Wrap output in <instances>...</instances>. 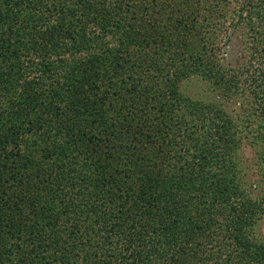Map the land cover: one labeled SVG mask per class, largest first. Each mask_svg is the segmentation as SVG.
<instances>
[{"label":"trees","instance_id":"trees-1","mask_svg":"<svg viewBox=\"0 0 264 264\" xmlns=\"http://www.w3.org/2000/svg\"><path fill=\"white\" fill-rule=\"evenodd\" d=\"M0 2L7 6L12 2L18 4V0H0ZM21 2L20 13L11 24L10 17H2L0 13V64L1 59L5 62V66H0V104L5 99L0 106L6 105L7 89L15 87L21 78L20 71L24 70V65L19 66L20 59L26 58L31 61L25 51L29 49L30 44H25L22 37L17 34L20 31L28 34H46L53 31L54 42L50 45L40 44L39 53L33 59L35 62L38 61L37 71H40L41 75L27 81L29 86L26 84L25 86L31 89L26 88L22 91V96L26 95L32 108L35 109L34 116L27 118L32 119L34 124L27 121L29 124L24 126L27 119H12L5 116L2 121L0 118L1 125H5L6 129L5 133L0 135V264H41L42 260L44 264L49 257L50 261L56 264H177L181 254H188L195 248L189 246L197 243V236H200L201 243L208 239L209 232L206 229L220 216L223 217L224 223L219 229L223 231L226 240L236 241L235 248L238 250V255L233 256L222 251L215 258L205 256L208 263H204L205 260L201 258L202 264H264V243L251 240L249 242L251 245L248 246L239 234L240 220L232 221L230 218L235 216L231 215H227L228 218L224 217L226 212L229 213L224 209L226 198L215 200L216 203L207 199L203 201L204 198L198 200L196 205L202 203L205 206L193 210L196 215L198 214L193 222L189 221L191 215H188L186 220L180 215L170 221L172 213L176 210L168 201L165 202L163 192L153 198L151 185L144 182V179L139 185L134 186L133 182L128 183L127 178L117 176L113 182V176L101 175L94 192L92 190L87 193V190L79 189L76 193L87 196L81 195L77 202L71 204L61 202L62 206L57 211H51V205H45L46 207L43 208L38 202L29 198L26 203L22 201L21 189L25 186L22 177L26 171L33 169L38 174V170L42 168L64 166L68 162H73L74 165H86L90 158L97 160L112 151L110 142L105 145L101 139L102 134L106 133L104 125H107L105 124L107 120L104 119L107 111L103 109L101 112V106L104 104L101 100H107L111 108L112 101L113 105H117L121 98L107 93L105 90L107 87L101 85L100 77L96 75L85 76L81 72L80 74L83 75L79 78L67 79L70 73L74 74L79 68L85 70V61L75 57V54L84 49H91L92 42L86 38L85 32L79 36L77 31L66 32L65 28H61L60 32L54 31L55 28L50 27L48 20H39L41 16L45 17V12H50L47 8L36 5L31 7L32 4H27L23 0ZM161 2L162 0H152L151 5L156 6ZM179 5L176 14L180 15L181 20L178 23L185 21V11L190 8L183 1H180ZM172 6L170 2L171 9ZM15 9L18 12L17 7ZM90 14L98 15L94 12ZM35 15H39L37 24L33 19ZM164 15L169 19L175 17L172 10ZM109 19L111 18H108V21ZM119 20L107 21L108 23L102 21L101 24L98 20L95 25L112 35L119 33L121 37L117 40L120 43L123 41L129 43L132 40L135 46L129 48V53L132 55L130 58L132 61L140 62L139 67L147 70L143 80L146 83L142 84L144 99L138 95L133 98L131 105H128V117L124 115L122 117L128 121L130 129L148 130L151 121L146 115H153L157 123L166 130V134L172 138L166 144L170 145L168 146L173 150V154L165 156V161H169L167 163L172 170L180 173L179 183L186 186L190 193L217 196L221 187L217 181H214V176L209 175L207 160L208 157L214 156L215 142L217 149L220 140L224 138L223 128L228 115L226 116L217 103L216 106L203 104L178 93L177 88L182 78L195 72L198 65L187 66L180 51L170 52L171 46L175 45L177 39L178 41L182 39V44L185 43L186 47L194 46L192 43L194 39L191 40V37L182 33L179 38L166 40L168 37L166 33H161V38L157 41L150 34L152 29L140 31L139 27L133 24L127 31H123L119 27ZM176 24L175 20L174 24L166 26L165 29H172ZM41 27L43 30L38 32ZM5 28L17 35L18 48L16 46L15 49H11V58L9 57V61L15 60L13 65L8 61V57L5 60L9 47ZM100 44L97 49H100ZM64 50L71 53L70 59L64 61L59 56L56 61L51 60L53 56L55 58L56 54L60 55ZM34 60L31 61L33 65ZM70 61L73 62L68 63ZM64 63L66 68H63ZM14 66L19 68L15 70ZM120 73L123 75L118 78L120 86L117 79H111L107 72L103 80L118 85V89L124 88L129 94L133 93L132 84L128 86L130 80L134 79L133 70ZM125 73H128L126 77ZM61 78H63L62 83ZM141 78L139 77L140 80ZM71 84L77 86V89H70ZM237 85V79L232 76L230 81L221 85V94L231 91V87L234 89ZM32 86L37 87L33 89ZM39 92H47L48 95L41 100ZM100 102L103 103L99 104ZM16 103L19 102L9 100L8 108L15 107ZM140 107L145 108L144 116L141 112L139 114L136 112ZM113 110L118 114L123 111L118 107H114ZM138 115L142 117V121L139 120ZM19 121L21 123H18ZM99 121L102 124H99ZM109 125H112V128L120 127L119 123L114 122H110ZM123 127L127 129L125 124ZM146 132L142 133L146 134ZM30 134L35 135L36 138L30 141L27 136ZM78 141L82 143L80 149L75 154H71V144L76 146ZM210 141L214 143L212 145L214 148L209 147ZM229 154L230 150L223 152L222 160L230 159ZM40 172L47 175L45 172ZM9 191L11 192L8 193ZM5 193L8 194L7 197L1 198ZM12 195L14 198L9 201L8 197ZM137 198L143 200V205L132 204L130 208L129 199L132 203H136ZM162 204L165 206L162 207ZM208 204L211 205L207 206ZM216 204L221 209L217 217L216 208L214 214L211 209L216 207ZM159 205L160 212L157 209ZM206 206L207 208H204ZM251 210L247 223L249 226L257 219L259 212L256 206L251 207ZM183 212L187 213L186 209ZM90 213L93 214L92 218ZM113 218L116 220L113 223L109 222V219ZM147 218L151 222H148ZM186 221L191 222L188 230L185 226ZM145 233L151 235L152 241L145 238ZM154 241H157L155 247H153ZM210 241L211 238L208 242ZM120 244L123 246L117 248ZM242 255L248 258L247 261H241Z\"/></svg>","mask_w":264,"mask_h":264},{"label":"rangeland","instance_id":"rangeland-1","mask_svg":"<svg viewBox=\"0 0 264 264\" xmlns=\"http://www.w3.org/2000/svg\"><path fill=\"white\" fill-rule=\"evenodd\" d=\"M23 1L32 4L31 7L36 5L47 8L50 12H45L46 18L41 16L39 20H48L50 27L55 28L54 31L60 32L61 28H65L66 32L77 31L79 36L85 32L86 38H89L92 42L91 49H84L75 54V57L85 61V70L79 68L74 74L70 73L67 79L75 80L83 74L85 76L96 75L98 78L100 77L101 85L107 87L105 89L107 93L121 99L118 100L117 105H113L112 101L111 108H109L107 100H101L104 101V104H102L103 102L99 103L102 104L101 112L103 109L107 111L104 115V119L107 120L105 122L107 125H104L106 133L102 134L101 139L105 145L110 142L112 151L103 158L100 156V159L97 160L90 158L86 165H74L73 162H68L64 166L42 168L38 170V174L33 169L26 171L22 177L25 182V186L21 189L22 201L26 203L28 202L27 198H29L38 202V205L43 208L46 207L45 205H51L50 210L57 211L62 206L61 202L71 204L77 202L81 195L82 197L87 196L86 194L76 193L79 192V189L83 188L88 191L87 193L92 192V190L94 192L100 182L101 175L113 176V182L117 176L127 178L128 183L133 182L134 186L139 185L141 180L144 179V182L151 185L150 190L153 192V198L163 192L165 202L168 201L176 210L172 213L170 221L180 215L186 220V217L191 215L189 221L193 222L198 216L193 210L205 206L202 203L196 205L195 203L198 200L204 198L203 201L207 199V201L212 200L213 203H216L215 200L226 198L224 209L229 213L226 212L224 217L231 215L241 218L233 217L230 219L234 222L240 220L241 223L238 224V228L243 242L248 243V246L251 245L249 243L251 240L264 243V0H201L199 2L188 0V3H186V0H162L156 6L151 5L152 0ZM180 1H183L190 8L185 11V21L178 23L181 19L176 11L180 8ZM170 2L173 4L172 9ZM20 3H22L21 0H18V4L12 2L7 6L0 2L1 16L10 17V24L13 19H17L16 15L20 13ZM15 7H17L18 12L15 11ZM169 8L170 11L174 12V18L169 19L167 15H164V13L170 12L168 11ZM14 12L16 13L13 14ZM91 12L98 15L90 14ZM38 17L39 15H35L33 18L36 24L37 21L39 22ZM108 18H111L109 21L120 19L118 23L123 31H127L133 24L137 25L140 31H150L152 29L150 34L157 41L160 40L161 33H166L168 36L166 40L179 38L182 33L186 34L187 37H191V40L194 39L192 40L194 46L190 47H186L185 43L182 44V39L181 41L177 39L175 45L171 46L170 52L180 51L184 55L183 58L187 66L198 65L195 72L182 78L177 88L178 93L203 104L216 106L217 103L226 113V116L228 115L225 118L226 124L223 128L224 141L220 140V146L217 149L215 142L214 156L208 157L207 160L209 175H213L214 181H217L221 187L217 196L216 194L200 195L190 193L186 186L179 183L180 173L172 170L168 165L169 161H165V156L173 154V150L169 149L170 145L166 144L172 138L166 134V130L157 123V119L153 115H146L151 121L148 130L146 128L132 130L128 125V121L122 117L123 115L126 118L128 117V105H131L133 98L138 95L144 99L142 86L146 83L143 80L147 70L141 66L139 67L140 62L131 60L132 55L129 53V48L135 46L132 40L129 43L127 41L120 43L117 40L118 37H121L119 33L112 35L102 31L100 27L95 25L98 20L100 24L102 21L107 22ZM175 20L177 24L172 29L166 30L165 27L174 24ZM19 24L21 23L19 22ZM114 25L116 24L114 23ZM43 27L39 28L38 32L41 29L43 30ZM187 28L189 31H187ZM5 32L9 46L5 60L8 57V61L11 58V49H15L17 46V35L22 37L25 44H30L29 49L25 51L27 52V58L31 61L39 53L40 44L50 45L54 42L53 31L46 34L34 31L33 33L37 34H28V32L20 31L17 35H14L13 32L5 28ZM98 37H101V39ZM28 40H31V42H28ZM99 43H101V47L97 49ZM56 55L51 60L56 61L61 56L66 61L70 59L69 56H72L69 51L65 50L60 55ZM3 60L1 59L0 66H5ZM14 61L12 59L9 62L13 65ZM31 61L26 60V58L20 59L19 66L24 65V70L20 71L21 78L17 85L9 88L10 90L7 89L6 105L0 106L2 121H4L3 117L5 116L21 120L34 116L35 109L27 100V96H22L23 89H31L25 86V84L29 86L27 81L32 80V78L36 79L37 76L41 75L40 71H37L38 61L35 62L34 60V65ZM13 68L17 70L19 67L14 66ZM63 68H66V63L63 64ZM126 70H133L134 74V79L128 83V86L132 84L131 86L134 89L131 94L126 92L124 88L118 89V78L123 76L120 72ZM106 72L111 79H117V86L112 85L109 80H103ZM127 75L128 73L124 74L125 77ZM232 76L238 81L237 87L234 89L231 87V91L222 95L221 85H225L230 81ZM36 87L32 86L33 89ZM73 88L77 89V86L71 84L70 89ZM46 95H48L47 92H39L41 100ZM12 99L14 102L19 103H16L13 108H8V102ZM114 107L122 109L121 114L115 113ZM144 109V107L142 109L140 107L136 112L138 114L141 112L144 116ZM139 120H143L141 116H139ZM27 121L32 122V125L34 124L32 119H27L24 126L29 124ZM110 122L119 123L120 127L112 128V125H109ZM18 123H21V121ZM99 124H102V122ZM123 124L127 126V129L123 127ZM4 127L5 125L2 126L0 123V135L5 133L6 129ZM144 131H147L146 134L142 133ZM27 136L30 141L36 138L35 135L31 134ZM77 143L76 146L71 144V154H75L80 149L82 143L79 141ZM213 144L211 141L208 142L210 148H214ZM228 150H230V159L222 160V153ZM228 167L229 169H227ZM40 171L45 172L49 177ZM6 195L8 194L5 193V196L2 195L1 198L7 197ZM13 198L12 195L8 197V200L12 201ZM129 202L131 203L130 208L132 204L134 206L143 205L141 199L136 200V203H132V200L129 199ZM216 205L218 206V204ZM252 205L256 206L259 212H257V219L254 222L252 221V225L249 226L247 223L248 216L251 215ZM164 206L162 204V207ZM207 206L204 208H207ZM217 206L211 208L213 214L216 208V217L219 216L218 212L221 210L220 206ZM160 207L159 205L157 208L159 212ZM184 209L187 213L183 212ZM92 216L93 214L90 213L91 218ZM115 220L114 218L109 219V222L113 223ZM147 220L151 222L149 218ZM191 222H185L187 230ZM223 223V217H217L206 229L209 232L208 239L201 243L200 236H197V243L189 246L195 248L189 251L188 254H181L177 264H202L201 258L205 260L204 263H208L205 256L215 258L222 251L237 256L236 241L226 240L223 231L219 229ZM144 236L152 241L150 234L145 233ZM210 238L211 241L208 242ZM156 242H153V247L157 244ZM122 246L120 244L117 248ZM118 251L120 252V250ZM247 259L245 255H242L241 261H247ZM46 260L47 262L44 264H56L50 261V257ZM43 262L42 260L40 263L43 264Z\"/></svg>","mask_w":264,"mask_h":264}]
</instances>
